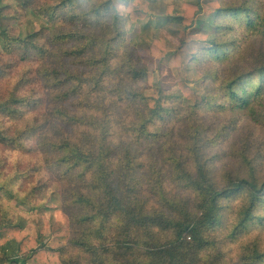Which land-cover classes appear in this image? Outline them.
Masks as SVG:
<instances>
[{"label": "trees", "instance_id": "16d2710c", "mask_svg": "<svg viewBox=\"0 0 264 264\" xmlns=\"http://www.w3.org/2000/svg\"><path fill=\"white\" fill-rule=\"evenodd\" d=\"M18 1L55 24L26 35L0 27L5 52L11 56L0 63V78L24 61H40L33 70L24 68L14 87L0 96V144L33 151L26 139L39 134L38 149L56 155L53 160L47 158L48 164L75 179L81 188L73 189L69 199L76 209L72 236L63 229L52 231L49 222L41 224L40 233L33 236L25 230L24 221L2 211L0 264H225L216 235L222 203L237 195L247 197L235 213L238 222L233 235L254 222V211L264 199V181H259L255 167L244 176L237 173L227 178L220 186L210 165L209 143L214 139L197 129L189 147L191 163L186 167L185 161L172 158L175 179L193 197L170 198L160 178L154 182L144 174L139 155L142 145L152 144L162 134L161 123L179 120L182 107L173 104L163 88L153 95L142 90L147 66L134 56V45L123 39L124 18L113 0L85 8L76 5L83 0H48L41 5L42 0ZM149 10L150 0H134L127 4L126 17L132 22L142 20ZM204 10L216 12L218 18L231 16L239 19V25L264 32V11L255 0L239 7H224L217 0L186 1L181 8L171 7L168 19L184 26L173 53L177 68L196 60L203 50L215 59L228 55L229 47L221 53L215 40L212 47H199L206 39L190 28ZM60 20L66 25H59ZM94 27L112 28L115 33L111 37L89 34L88 29ZM150 50L161 61L170 54L160 39L151 43ZM178 86L179 97L191 100L194 110L211 103L186 81ZM223 91L236 107L248 109L264 93V64L238 73L224 84ZM71 98H78L73 102L80 109L77 113L58 105ZM42 104L48 115L27 121L26 112ZM254 112L253 108L249 112L253 118ZM21 119L23 126L7 124ZM60 119L77 129L73 135L63 130L62 139L50 140L49 125ZM20 176L15 172L0 181V197L5 194L10 200L27 202L14 192ZM40 189L41 185H35L30 194ZM241 260V264H263L264 252L252 250Z\"/></svg>", "mask_w": 264, "mask_h": 264}, {"label": "rangeland", "instance_id": "374dc122", "mask_svg": "<svg viewBox=\"0 0 264 264\" xmlns=\"http://www.w3.org/2000/svg\"><path fill=\"white\" fill-rule=\"evenodd\" d=\"M47 1L42 0L40 5ZM55 1L50 0V2ZM102 1L88 0L86 3V0H83L82 4L76 5L85 8L86 5L94 6L101 4ZM126 1L113 0L114 6L124 18L123 39L132 42L128 44L134 45V56H139L147 66V72L141 80L142 90L146 95H153L158 88H163L171 94L173 104H179L182 107L179 120L161 123L162 134L152 144L141 146L139 159L144 164V174L152 177L154 182L160 178L170 198H192V193L185 190L183 184L175 179L172 158L177 157L185 161L186 163L183 164L186 167L191 163L189 147L193 140L192 135H196L199 129L203 131L206 138L214 139L213 143H209L210 165L214 179L220 186L224 185V180L234 177L237 173L246 175L253 166L259 181H264V93L252 102L248 109H242L238 108L239 106L236 107V104L231 101L233 99L224 95L223 91L224 84L238 73L253 71L255 67L264 64V32L239 25V19L231 16L221 15L218 18L216 12L204 10L197 17L194 26L190 28L192 32L206 39L205 42H200L199 47H212L211 41L215 40L221 53L229 47L228 55L215 59L213 55L204 53L203 50L196 60L177 68L173 53L180 44L179 30L184 26L170 21L168 10L171 7L181 8L186 1L197 2V0H150L148 15L135 22L126 17ZM217 1L224 7H239L247 0ZM255 5L264 11V0H255ZM215 22H218L220 26L217 27ZM54 24L55 22L50 21L47 16L24 8L18 0H0V27L10 29L13 34L26 35L43 28L50 29ZM58 24L66 25L62 20L58 21ZM97 28L99 27L89 28V34H108L111 37L115 33L112 28ZM155 39H160L170 51V54L162 61L152 55L150 50V45ZM9 58L11 56L5 52V40L0 37V63ZM39 62L37 58L24 61L6 77L0 78V96L6 95L14 87L24 68L33 70ZM180 81H186L197 93L209 97L208 100L211 103L194 110L195 106L191 100L179 97L178 83ZM253 84H257V80ZM252 86L255 85L250 87ZM38 93L41 94L43 91ZM77 99L71 98L58 105L68 113H77L80 109L73 104ZM39 106L37 109L26 112L27 121L36 118L35 115L41 118L48 115L44 105ZM252 108L255 110V118L249 115ZM14 123L23 126L24 120L9 121L7 124ZM196 126L198 128H195ZM49 128L50 140H56L62 139L63 130H68L73 135L77 126H70L65 120L60 119L52 126L50 124ZM38 135L36 137L32 135L30 139H26L27 146L32 147L33 151L26 148L18 150L0 144L2 171L0 181H6L15 172L20 173V179L15 181L14 192L20 198L27 199V202L10 200L8 196L2 194L0 219H2V211H8L15 220L24 221L25 230L28 233L39 234L41 224L49 222L52 231L63 229L72 236L76 230L72 214L76 209L69 203V199L72 197V190L81 186H78L75 179L63 175L61 169L52 168L48 164L47 158L53 160L56 155H49L38 149ZM30 168L35 170L29 174ZM44 183L46 184L43 186ZM35 185H41V189L30 194ZM246 198V195H237L222 203L224 204L222 222L216 229V235L221 241V245L218 246L224 255L225 264H241L244 255L255 249L264 252V199L254 211L256 218L254 222H250L243 232L233 235V229L238 222V216L236 217L235 213L237 214L240 210L242 201Z\"/></svg>", "mask_w": 264, "mask_h": 264}, {"label": "crops", "instance_id": "0c3cea01", "mask_svg": "<svg viewBox=\"0 0 264 264\" xmlns=\"http://www.w3.org/2000/svg\"><path fill=\"white\" fill-rule=\"evenodd\" d=\"M125 1V0H124ZM128 2H131V3H133L134 2V0L132 1V0H127ZM126 1V8H127V4H128V2ZM126 11H127V9H126ZM29 234H31V235H33V236H37L38 234L36 233V232H33V233H30L29 232Z\"/></svg>", "mask_w": 264, "mask_h": 264}]
</instances>
